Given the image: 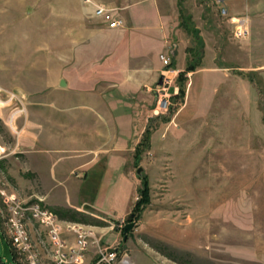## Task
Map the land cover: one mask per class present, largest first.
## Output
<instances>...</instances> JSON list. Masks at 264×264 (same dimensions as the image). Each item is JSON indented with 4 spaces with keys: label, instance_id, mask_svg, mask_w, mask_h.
<instances>
[{
    "label": "rangeland",
    "instance_id": "rangeland-1",
    "mask_svg": "<svg viewBox=\"0 0 264 264\" xmlns=\"http://www.w3.org/2000/svg\"><path fill=\"white\" fill-rule=\"evenodd\" d=\"M19 1L0 0L2 21ZM159 1L170 65L162 53L157 62L146 57L153 68L137 87L135 143L132 139L133 146L121 151L114 167H97L100 178H34V164L47 175L49 159L17 149L20 118L35 106L26 98L49 93L48 78L44 71H4L0 39V257L5 264H14L18 254L8 207L37 202L56 216L63 237L54 242L44 225L26 222L27 253L42 264H57L58 255L75 259L79 226L89 239L80 261L71 264H264V69L244 68L245 34H235L237 23L217 2ZM25 5L28 18L32 0ZM20 29L24 32V25ZM6 31L2 25L1 36ZM182 44L188 46L187 63L179 69ZM189 61L197 66L179 79ZM143 178L149 202L136 210L125 239L123 228ZM112 250L117 255L108 260L105 254Z\"/></svg>",
    "mask_w": 264,
    "mask_h": 264
},
{
    "label": "crops",
    "instance_id": "crops-1",
    "mask_svg": "<svg viewBox=\"0 0 264 264\" xmlns=\"http://www.w3.org/2000/svg\"><path fill=\"white\" fill-rule=\"evenodd\" d=\"M212 1L222 12L225 9L231 21L244 20L247 32L241 52L248 56L244 68L264 69V0ZM32 2L33 13L28 18L23 15L29 10L25 0L6 10L3 21L0 17V27L7 29L3 36L0 33L4 71H44L48 78L45 97L26 98L35 106L20 118L17 149L49 159L47 175L34 164V178L55 182L97 178L103 173L97 167H114L121 151L135 143L137 87L153 68L146 57L157 62L159 54L168 49L169 32L162 25L160 1ZM99 3L114 8L123 24L109 27L95 13ZM21 25L26 31L20 32ZM182 47L178 49L179 69L187 63L188 46ZM76 170L78 174L73 175Z\"/></svg>",
    "mask_w": 264,
    "mask_h": 264
},
{
    "label": "built area",
    "instance_id": "built-area-1",
    "mask_svg": "<svg viewBox=\"0 0 264 264\" xmlns=\"http://www.w3.org/2000/svg\"><path fill=\"white\" fill-rule=\"evenodd\" d=\"M89 1V0H87ZM96 10L98 14L104 17V20L108 24L109 27H117L123 24L122 18L118 17L114 13V8L108 7L105 4H97ZM225 9H223V12ZM235 27V34L240 36L247 32V29L244 27V20L239 19L236 21ZM161 58L164 61L165 65H170L169 58L166 54L162 53ZM169 73L168 70H164V76H167ZM10 215H9V222L12 225L11 231L15 233L14 236V244L15 248L18 251L17 256L14 255V264H42L38 259H36L33 255L28 254V243L25 239L27 236V231L25 229V224L28 220L32 221L33 223H40L44 225L49 235L51 236L54 242H62L63 237L60 235L61 228L60 225L57 224L56 216L47 208L46 206H42L40 203H34L31 205H21L15 206L10 205L8 207ZM77 227V226H76ZM82 226L76 228L77 238H78V248H74L72 251V257L75 256V259L67 258L65 256H57L55 262L57 264H71L80 261V254L82 250H85L87 247L89 235L87 234L86 230H80ZM80 228V229H79ZM84 248V249H83ZM117 255V250H112L105 254L108 260L115 259ZM0 264H5L0 257Z\"/></svg>",
    "mask_w": 264,
    "mask_h": 264
},
{
    "label": "trees",
    "instance_id": "trees-1",
    "mask_svg": "<svg viewBox=\"0 0 264 264\" xmlns=\"http://www.w3.org/2000/svg\"><path fill=\"white\" fill-rule=\"evenodd\" d=\"M196 66H197V63L195 61H189L186 69L180 72L179 79H184L186 73L194 70ZM179 88H180L179 92L183 93L185 91V87L182 83H180ZM139 149H140V146L138 145L136 155H137V152L139 151ZM143 181L144 182H143L142 188L140 190V196L135 203V206L133 208L132 213H135L136 210L139 209L142 205L149 202V189L150 188L148 185V181L145 178H143ZM123 231H124V228H123ZM124 234H125V231H124Z\"/></svg>",
    "mask_w": 264,
    "mask_h": 264
},
{
    "label": "water",
    "instance_id": "water-1",
    "mask_svg": "<svg viewBox=\"0 0 264 264\" xmlns=\"http://www.w3.org/2000/svg\"><path fill=\"white\" fill-rule=\"evenodd\" d=\"M162 77L163 76H161V79H162ZM138 171L140 173L141 167L138 168ZM134 217H135V213H131V215H130L131 220L129 222H127L124 226V231H125L124 238L125 239H127L129 231L134 227V225L136 223L134 220Z\"/></svg>",
    "mask_w": 264,
    "mask_h": 264
}]
</instances>
